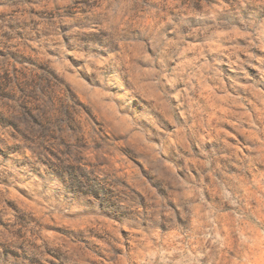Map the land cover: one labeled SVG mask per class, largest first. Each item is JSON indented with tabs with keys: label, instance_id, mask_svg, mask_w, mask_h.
Segmentation results:
<instances>
[{
	"label": "rangeland",
	"instance_id": "rangeland-1",
	"mask_svg": "<svg viewBox=\"0 0 264 264\" xmlns=\"http://www.w3.org/2000/svg\"><path fill=\"white\" fill-rule=\"evenodd\" d=\"M0 264H264V0H0Z\"/></svg>",
	"mask_w": 264,
	"mask_h": 264
}]
</instances>
